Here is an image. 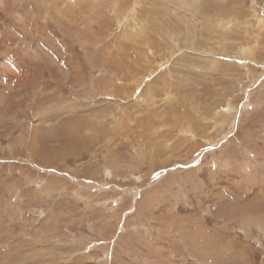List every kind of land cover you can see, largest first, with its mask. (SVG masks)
Returning a JSON list of instances; mask_svg holds the SVG:
<instances>
[{
    "label": "rangeland",
    "instance_id": "rangeland-1",
    "mask_svg": "<svg viewBox=\"0 0 264 264\" xmlns=\"http://www.w3.org/2000/svg\"><path fill=\"white\" fill-rule=\"evenodd\" d=\"M0 264H264V0H0Z\"/></svg>",
    "mask_w": 264,
    "mask_h": 264
},
{
    "label": "bare ground",
    "instance_id": "bare-ground-1",
    "mask_svg": "<svg viewBox=\"0 0 264 264\" xmlns=\"http://www.w3.org/2000/svg\"><path fill=\"white\" fill-rule=\"evenodd\" d=\"M36 4H37V3H36ZM36 4H35V5H36ZM51 4H52V3H51ZM51 4H50V5H51ZM43 7H44V6H43ZM45 7H46V6H45ZM37 8H38V7H37ZM51 8H52V6H51ZM40 9H41V7H40ZM52 9H53V8H52ZM55 10H56V9H55ZM55 10H54V11H55ZM59 10H60V9H59ZM59 10H58V11H59ZM40 11H41V10H40ZM62 11H63V10H61V12H62ZM63 12H65V11H63ZM53 13H54V12H53ZM55 13H56V12H55ZM65 13H66V12H65ZM59 14H60V13H59ZM61 18H62V17H61ZM57 20H58V19H57ZM140 100L142 101L141 98H140ZM219 120H220V119H219ZM220 121H221V120H220ZM234 254H235V253H234Z\"/></svg>",
    "mask_w": 264,
    "mask_h": 264
}]
</instances>
